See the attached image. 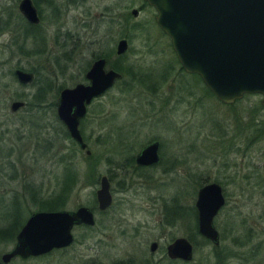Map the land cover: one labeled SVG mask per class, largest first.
<instances>
[{
  "label": "rangeland",
  "instance_id": "374dc122",
  "mask_svg": "<svg viewBox=\"0 0 264 264\" xmlns=\"http://www.w3.org/2000/svg\"><path fill=\"white\" fill-rule=\"evenodd\" d=\"M15 1L0 0V227L12 221L9 215L21 227L51 198L63 202L61 210L93 211L94 225L74 227L67 250L9 264H264V109L256 107L261 97L224 105L208 95L198 76L181 70L154 23L155 12L142 0H69V13L64 6L57 18L62 32L69 29V41L58 38L55 53L46 41L38 54L31 32L3 29L7 13L11 26L19 24ZM119 38L127 49L116 60ZM97 55L122 71L80 123L87 158L57 121L56 97L46 92L50 77L57 92L82 83ZM16 67L34 71L36 84L19 86L11 76ZM13 101L24 108L11 113ZM150 141L160 143V164L132 173L126 159ZM101 176L109 180L112 197L103 215L95 202ZM212 181L225 198L213 219L217 246L197 234L191 210L197 190ZM178 237L192 245L191 261L170 262L162 250L149 256L151 241L165 246ZM246 237L243 246L233 243ZM13 242L0 239V254Z\"/></svg>",
  "mask_w": 264,
  "mask_h": 264
},
{
  "label": "water",
  "instance_id": "95a60500",
  "mask_svg": "<svg viewBox=\"0 0 264 264\" xmlns=\"http://www.w3.org/2000/svg\"><path fill=\"white\" fill-rule=\"evenodd\" d=\"M155 12L154 23L169 39L171 50L186 74L199 77L204 87L221 104L229 105L244 95H259L264 109V0H142ZM19 10L28 21L34 22V11L29 0H22ZM137 15L131 10V16ZM127 49L125 39L117 42L115 54L122 56ZM104 60L92 63L85 74L88 85L78 83L59 92L56 106L57 120L68 137L80 150H85L78 123L85 115L92 99L110 89L121 75L108 69ZM20 83L31 76L15 72ZM22 106L10 104V111ZM158 142L143 147L135 157L137 165L158 162ZM85 155L89 151L85 150ZM96 210L103 211L111 203L109 183L105 176L98 181L95 191ZM225 205L219 184L210 182L196 192V232L212 245H218V234L213 225L217 212ZM92 227L94 218L86 207L74 211H39L28 216L15 237L10 254L3 255L8 262L12 256H39L51 250L68 247L73 242L74 226ZM155 244H151L153 251ZM170 260L189 262L193 248L184 237H178L165 248Z\"/></svg>",
  "mask_w": 264,
  "mask_h": 264
},
{
  "label": "flooded vegetation",
  "instance_id": "af4514ba",
  "mask_svg": "<svg viewBox=\"0 0 264 264\" xmlns=\"http://www.w3.org/2000/svg\"><path fill=\"white\" fill-rule=\"evenodd\" d=\"M21 1L22 0H16L15 1V11H16V14H17V18L19 19V24L17 25L16 24V27H13V26H11V22H10V16L8 15L9 13H7V14H5L6 15V18L4 19V22L2 23V25H3V29L4 30H8V29H10L11 31H12V29H14L13 30V34L14 33H16L17 31L18 32H20L21 34L20 35H24V33H26V32H28V33H30V34H32L31 35V37H33V39H31V43H30V45L32 44V46H33V44L35 45V47H34V52H36L35 54H38L39 52L41 53V51H45V44H46V41H48L49 42V46H48V48H49V50L51 51V52H54L55 53V51H56V49L54 48L55 46H56V44H57V41H58V38H63V36H66L67 37V39H68V41H69V29H67L65 32H62L61 31V28H58V23H57V18H58V16L61 14V11H62V8H64V6H66V9L67 10H65L66 11V14H68L69 13V0H62L60 3H59V1H57V0H29V2H30V5H31V7H32V9H33V11H34V18H35V21L34 22H31V21H28L27 20V18L22 14V12L19 10V8H20V3H21ZM75 1V0H74ZM143 2V1H142ZM146 4V3H145ZM147 5V4H146ZM8 15V16H7ZM107 15H108V13H107ZM106 15V16H107ZM48 30V31H47ZM61 32V33H60ZM30 37V36H29ZM43 37V38H42ZM119 40H121V38H119L117 41H116V43H115V46H114V55H115V58H116V60H118L120 57H122V56H117L116 54H115V49H116V45H117V42L119 41ZM11 44H13V46L14 47H16L14 44H17V47H16V49L17 50H20L21 51V45L19 44V41L17 42V43H14L13 41H11ZM23 50V49H22ZM50 54H52V53H50ZM98 59H103L104 60V62H105V64H104V71H106V70H108V69H111V70H113L111 67H109L108 66V61L106 60V58L105 57H103V55H97V56H94L93 57V59L91 60V62H90V64H89V66H88V68H87V70L85 71V73H84V75H83V78H84V80H83V82L81 83V84H84V85H88V81L85 79V74H86V72L89 70V68H90V66L92 65V63L94 62V61H96V60H98ZM50 67L52 68L53 67V65H50ZM17 71H19V72H22V73H26V74H29L30 76H31V78H30V81L29 82H25V83H20L18 80H17V78H16V76H15V72H17ZM114 71V70H113ZM52 72V70H50V73ZM120 74V73H119ZM11 76H12V78L16 81V83L19 85V86H21V87H25V86H29V85H34V84H36V73L34 72V71H32V70H24V69H21V68H19V67H16L12 72H11ZM54 77V76H53ZM118 81V80H117ZM117 81H115L114 82V84L117 82ZM78 84V83H77ZM113 84V85H114ZM74 85H76V84H74ZM73 85V86H74ZM72 86V87H73ZM113 87V86H112ZM111 87V88H112ZM71 88V87H70ZM110 88V89H111ZM110 89H108L107 91H109ZM61 91V90H60ZM106 91V92H107ZM106 92H104L102 95H104ZM46 93H49V94H51V93H53L54 94V96L56 97V101H55V117H56V106H57V99H58V95H59V92H57V87H56V85H55V82H54V80L52 79V77H50V87H49V92H46ZM46 93H45V95H46ZM41 95V92L40 91H38L37 93H35V94H33V96H35V97H39ZM101 95V96H102ZM101 96H99V97H96V98H94V99H92L91 100V102L93 101V100H95V99H97V98H100ZM13 102H20V103H22V106L19 108V109H17V110H15V111H10V109H9V111L11 112V113H16L17 111H19V110H21V109H23L24 108V106H25V104L22 102V101H13ZM13 102H11V103H13ZM90 102V103H91ZM10 103V104H11ZM89 103V104H90ZM89 106V105H88ZM88 106H86V112H87V107ZM9 107H10V105H9ZM86 112H85V115L83 116V118H81L80 120H79V123H78V130H79V133H80V136H81V139H82V141H83V143H84V139H83V137H82V134H81V130L79 129V126H80V123H81V121L85 118V116H86ZM56 119H57V117H56ZM58 121V120H57ZM62 125V124H61ZM62 127H63V129L65 130V128H64V126L62 125ZM65 132H66V130H65ZM67 133V132H66ZM71 140V139H70ZM72 141V140H71ZM73 142V141H72ZM151 142H153V141H150V142H148V143H146L145 145H143V146H141L139 149H138V151L131 157V161H132V165L130 164V163H128V169H130L131 170V172L133 173V172H135V173H137V172H140V171H143V170H151V169H153V168H156L159 164H160V162H161V156H160V143L158 142V148H157V151H156V154H157V157H158V162L157 163H155V164H150V165H137L136 163H135V157H136V155L138 154V152L143 148V147H145V146H147L148 144H150ZM74 143V142H73ZM85 144V143H84ZM74 145H75V143H74ZM86 145V144H85ZM77 147V146H76ZM78 148V147H77ZM78 150H80L79 148H78ZM85 150H86V147H85ZM85 150H80V151H83L84 152V154H85ZM87 156V155H86ZM89 156V155H88ZM128 162V161H127ZM164 170H168L167 168H165ZM163 170V171H164ZM106 178V177H105ZM107 179V178H106ZM107 181H108V183H109V180L107 179ZM206 184V183H205ZM204 185V184H203ZM109 194H110V196H111V193H110V183H109ZM111 200H112V197H111ZM111 206H112V203H111V205L107 208V209H105V210H103V211H97L96 210V212L98 213V214H105V213H107V211L111 208ZM194 207V206H193ZM223 208V207H222ZM221 208V209H222ZM77 209V208H76ZM220 209V210H221ZM195 210V209H194ZM219 210V211H220ZM91 211V210H90ZM219 211L217 212V214H216V216L218 215V213H219ZM36 212H39L38 210L36 211ZM92 212V214H93V218H94V212L93 211H91ZM34 213V212H33ZM32 214V213H31ZM30 214V215H31ZM215 216V217H216ZM28 218V217H27ZM26 218V219H27ZM25 219V220H26ZM195 219H196V212H195ZM25 223V221L23 222V224ZM195 223H196V220H195ZM23 224L21 225V227L23 226ZM82 226V225H81ZM4 227H6L5 225H4ZM20 227V228H21ZM74 227H76V226H74ZM73 227V228H74ZM85 227V226H84ZM20 228L18 229V231L16 232V234L14 235V244L12 245V248L9 250V251H7V252H3V253H1L0 254V264H9L10 262H12V261H18V260H26V259H30V260H39V259H42L43 257H46V256H48V255H50L51 253H53V252H56V251H64V250H67L70 246H68V247H65V248H61V249H55V250H51L50 252H48V253H45V254H42V255H39V256H35V257H32V256H12L10 259H9V261L8 262H6V263H4L3 261H2V257H3V255H6V254H10L12 251H13V248H14V245H15V237H16V235H17V233L19 232V230H20ZM0 229H2L1 227H0ZM217 234H218V237H219V233H218V231H217ZM176 239V238H175ZM175 239H173V240H175ZM172 240V241H173ZM172 241H170V242H172ZM169 242V243H170ZM73 243V242H72ZM169 243H167L165 246H160L159 245V243L157 242V241H151L149 244H148V247H147V251H148V254H149V256L151 257V258H153L154 257V254L157 252V251H163V257H165V259H167L168 261H170V262H173V263H176V262H180V263H185V262H183V261H181V260H170V259H168L167 257H166V253H165V248H166V246L169 244ZM151 244H155V247H154V250L153 251H150V246H151ZM214 246V245H213ZM215 246H217V245H215ZM163 248V249H162ZM119 264H123V263H119Z\"/></svg>",
  "mask_w": 264,
  "mask_h": 264
},
{
  "label": "trees",
  "instance_id": "16d2710c",
  "mask_svg": "<svg viewBox=\"0 0 264 264\" xmlns=\"http://www.w3.org/2000/svg\"><path fill=\"white\" fill-rule=\"evenodd\" d=\"M103 57H105L106 58V60H107V56L106 55H103ZM109 67H111L114 71H116V72H118V73H120V71H122L118 66H116V65H111L110 64V66ZM194 76H196V75H194ZM197 77V76H196ZM199 80V79H198ZM204 89H205V91L208 93V95H210L211 97H213L212 96V94L204 87ZM249 95H244L243 97H248ZM219 103V102H218ZM257 108H261L262 109V107H260V105L259 106H256ZM263 129H264V127H263ZM90 156H88L87 158H89ZM126 161H128V163H130L131 165H132V161H131V157H128L127 159H126ZM212 182H216V181H212ZM205 183H207V182H205ZM204 183V184H205ZM217 183V182H216ZM63 207H64V204H63V202L62 201H60V199H52L51 198V200L50 199H47V200H43V201H41L40 203H39V207H38V211H58V210H61V209H63ZM192 210V213H193V215H194V218H195V210L194 209H191ZM9 217H10V219H12V221L11 222H9L7 225H6V227H4V228H2V229H0V239H5V238H9L10 240H12L13 238H14V235L16 234V232L18 231V229L20 228V224L18 223V220L16 221V220H14L15 218L13 217V215H9ZM19 219V218H18ZM196 220V219H195ZM196 224V223H195ZM84 227V226H83ZM84 228H87V227H84ZM195 229V228H194ZM9 236V237H8ZM202 238V237H201ZM251 238H254V237H251ZM250 239V237H246V239L245 240H243V242L242 241H239V240H237V239H233L234 241H233V243L235 244V245H237V246H243L244 244H246L245 242L247 241V240H249ZM202 240L204 241V242H206L207 240L206 239H204V238H202ZM248 242V241H247ZM258 254V253H257ZM227 256H231L230 254H228L227 253Z\"/></svg>",
  "mask_w": 264,
  "mask_h": 264
}]
</instances>
